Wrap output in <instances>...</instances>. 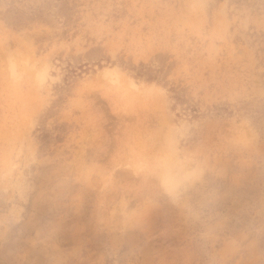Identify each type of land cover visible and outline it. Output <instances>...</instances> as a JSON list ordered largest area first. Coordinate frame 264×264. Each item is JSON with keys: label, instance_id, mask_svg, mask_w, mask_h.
<instances>
[{"label": "rangeland", "instance_id": "rangeland-1", "mask_svg": "<svg viewBox=\"0 0 264 264\" xmlns=\"http://www.w3.org/2000/svg\"><path fill=\"white\" fill-rule=\"evenodd\" d=\"M0 264H264V0H0Z\"/></svg>", "mask_w": 264, "mask_h": 264}, {"label": "clouds", "instance_id": "clouds-1", "mask_svg": "<svg viewBox=\"0 0 264 264\" xmlns=\"http://www.w3.org/2000/svg\"><path fill=\"white\" fill-rule=\"evenodd\" d=\"M170 178L171 177H170L169 173L165 172V174H164V180H165V182H167Z\"/></svg>", "mask_w": 264, "mask_h": 264}]
</instances>
